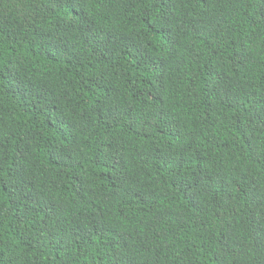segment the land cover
I'll list each match as a JSON object with an SVG mask.
<instances>
[{"label":"trees","instance_id":"trees-1","mask_svg":"<svg viewBox=\"0 0 264 264\" xmlns=\"http://www.w3.org/2000/svg\"><path fill=\"white\" fill-rule=\"evenodd\" d=\"M0 264H264V0H0Z\"/></svg>","mask_w":264,"mask_h":264}]
</instances>
